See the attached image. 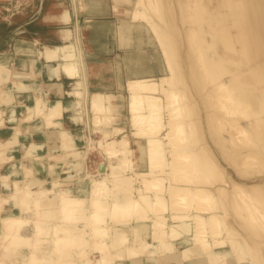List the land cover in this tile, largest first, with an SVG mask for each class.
Wrapping results in <instances>:
<instances>
[{
  "label": "bare ground",
  "instance_id": "6f19581e",
  "mask_svg": "<svg viewBox=\"0 0 264 264\" xmlns=\"http://www.w3.org/2000/svg\"><path fill=\"white\" fill-rule=\"evenodd\" d=\"M37 5L38 0H0V48L21 53L23 43L29 44L47 78L65 79L55 84L69 105L59 98L47 106L38 96L23 109L27 119L41 117L46 126L67 115L81 130L84 146L75 147L74 135L59 129L58 147L74 156L60 173L52 172L47 182L0 175V264L264 260V230L246 231L257 223L264 229V171H257L264 154L259 147L264 146V0H51L47 11L25 21ZM92 9H105L114 19L109 60L87 57L88 50L100 52L96 45L86 47L87 29L94 32L97 25L89 19ZM75 11L84 20H74ZM35 23L39 26L32 28ZM147 42L156 45L153 52L144 47ZM29 64L33 75L39 73L33 59ZM9 73L0 62V86ZM25 76L14 72V87L0 92V104L29 89L20 81ZM233 126L243 131L238 141L231 138L242 142L234 164L254 157L256 169L249 165L254 173L231 171L226 151L215 152L207 142L211 136L223 150L228 136L217 128ZM6 141L11 145L15 137ZM4 146L0 142V160H6ZM93 147L100 148L102 159L90 169L86 158ZM221 192L239 199L235 204L245 215L240 207L230 210L231 202H220ZM211 241L221 246L213 249Z\"/></svg>",
  "mask_w": 264,
  "mask_h": 264
},
{
  "label": "crops",
  "instance_id": "0c3cea01",
  "mask_svg": "<svg viewBox=\"0 0 264 264\" xmlns=\"http://www.w3.org/2000/svg\"><path fill=\"white\" fill-rule=\"evenodd\" d=\"M23 46L24 50L21 53L17 49L15 51L0 48V62L8 66L10 71L8 81L0 86V92L2 93L5 87H14L12 81L16 71L26 74L25 77L20 78V81L29 88L24 92H13L14 94H12L9 103L0 104L2 114L0 116V142L6 145L4 146L6 160H0V175L3 172H8L10 173V180L22 181L35 177L47 182L52 178V172L60 173L66 161L74 160L72 154L64 153L58 147L61 144V139L58 137L59 129H65L69 134L74 135V145L77 148H83L84 139L82 143L79 137L81 130L76 129L74 125L69 123L68 116L65 114L55 119L59 124L54 126H46L41 117L27 119L23 108L25 105L34 104L36 97H41L47 106L59 98L62 99V96L57 92L55 83L62 85L65 79L47 78L44 63L38 58L37 52L29 44L23 43ZM103 51H105L104 48ZM8 52L11 54L9 55ZM31 59L34 61L36 70H39V73L34 75L29 68ZM62 102L69 105L71 100L64 96ZM14 137L16 143L6 144L7 139L11 138L13 140ZM32 146L35 148L33 149ZM86 163L89 167L92 165L90 155L86 158ZM25 170H29V172L26 174ZM1 185L0 179V192L4 191ZM11 210L18 212L16 206H11ZM141 264L178 263L176 261L162 262L154 257L143 258ZM182 264L197 263L196 260H184Z\"/></svg>",
  "mask_w": 264,
  "mask_h": 264
},
{
  "label": "rangeland",
  "instance_id": "374dc122",
  "mask_svg": "<svg viewBox=\"0 0 264 264\" xmlns=\"http://www.w3.org/2000/svg\"><path fill=\"white\" fill-rule=\"evenodd\" d=\"M51 0H38V5H37V7L34 9V10H32L31 11V14H30V16H27L24 20L25 21H27V20H29L30 18H32L33 19V17H32V15H34V16H37V15H39L43 10H45V11H47V9L49 8V7H45V3L46 2H50ZM48 4V3H47ZM91 12V17L89 18V19H92L93 21H94V23L96 24L97 23V25L96 26H94L95 28H94V32L91 30V29H87V33L89 34V36H90V34H91V37H90V39H89V41H90V43H88V45L86 46V47H90V49L93 47V48H95L94 46L96 45V47H99V49H100V53H99V51H94V49L93 50H88V51H91L89 54H87L88 56V58L90 59V58H92V59H94V58H98V59H106V60H109L110 59V56L112 55V53H114V48H112V46L111 45H113V36H112V29H111V23L110 22H112L114 19H113V17L111 16L110 17V14L108 13V11H107V13H106V10L105 9H103V10H100V11H95V10H91L90 11ZM102 13V14H101ZM78 15V16H77ZM89 15V14H88ZM85 16V14H81V13H77L76 14V11L73 13V18H74V20L77 18L80 22L82 21V20H84V17ZM31 19V20H32ZM33 26H32V28H34V27H37V26H39V24H37V23H35V24H32ZM43 26V25H42ZM46 27V26H45ZM6 28H7V26L6 25H3V29H5L4 31H5V33H8V31L6 30ZM174 32V31H173ZM172 38H174V37H172ZM176 39H181L180 38V36L178 35V36H176L175 35V40ZM155 45V44H154ZM108 47V48H107ZM145 48H146V50H149V52H153V49L154 48H156V45L153 47L152 45H150V43H148L147 42V45L146 46H144ZM103 48L105 49V51H103ZM97 49V48H96ZM95 49V50H96ZM94 51V52H93ZM180 53H182L181 52V49H176L175 50V55H174V57H177L178 58V56H179V54ZM183 54H185V53H183ZM147 56H149V54L147 55ZM186 56H187V58H188V56H189V54L187 55V53H186ZM190 59V58H189ZM114 63V62H113ZM114 66V65H113ZM115 68H116V66H115ZM115 71H116V69H115ZM209 87V86H208ZM207 89H209V88H207ZM202 90L204 91L205 90V87H203L202 86ZM210 90H213V87H211L210 88ZM202 100H204V99H202ZM212 102H214V100L212 101ZM216 102H214L213 103V105L216 107V104H215ZM217 103H218V101H217ZM196 108H198V107H196ZM211 109L212 110H214V108L211 106ZM219 110V109H218ZM217 110V111H218ZM221 111H222V109H220ZM194 111H192V116H194V117H196L197 115L195 114V113H193ZM218 113H219V111H218ZM221 114H225V112L223 113V111L221 112ZM189 116V115H188ZM212 117V116H211ZM213 118V119H212ZM212 118H210L209 119V121L210 120H214L215 118H214V116L212 117ZM89 121V120H88ZM226 123H224V125H225ZM87 125H88V127H90V125H89V122L87 123ZM236 125V124H235ZM230 126H232V125H230ZM229 126V127H230ZM228 127V128H229ZM91 128V127H90ZM90 128H87V129H85V132L86 131H89V132H91V131H94L95 129H90ZM226 129L225 127H222V129H219V128H217V130L218 131H220V133H221V135L224 137V135H227L228 136V138H226V143L228 142V145H227V147H223V150H219L218 151V149H221V146H220V144L219 143H217V141H219V139L221 138V137H219V135L215 132H213V135L215 134L217 137H219V138H216L217 139V141H216V143L217 144H215L216 145V147H217V145L218 146H220V147H218V148H216L212 143L214 142V141H212V143H211V136L209 137V139H208V143L212 146V148H213V151H217V152H219V153H221L222 151H226V153L230 156V158L232 159V161H233V163H232V167L233 168H231V166H229V169H231V171H234L235 169H237V170H239L240 171V169H241V171H240V174H244V171L246 170L247 171V173H249L251 170H253L252 168H254V166H255V169H256V164H254V163H257L258 161H259V164L261 163V161H262V163H263V167H260L261 166V164H260V166H258V164H257V171H258V168H261V169H259L260 171H259V173L260 174H262V172L264 171V170H262V169H264V154L263 153H261V154H263V155H261V157H263V159H260L261 157L260 156H258V161L257 162H254V157L253 158H251L250 160H249V158L247 157V159L246 160H241V161H239L240 162V165L238 164V162H237V165H235L234 163L236 162V161H238V159H239V154L237 153H235V151L236 150H241L240 149V146H241V143H239V142H234V143H232L231 142V138L232 139H235V140H239L238 138H242V136H243V131H241V130H237V128L235 127V126H233L232 128H229V129ZM211 129H213V130H215L214 129V127H212V128H210V130ZM212 132V131H211ZM224 133V134H223ZM93 134H95V138H99L100 137V133H96L95 131L93 132ZM214 135V137H216ZM94 136V135H93ZM207 136H208V134H207ZM213 137V138H214ZM206 139V138H205ZM205 139H202V142H203V140H205ZM215 139V138H214ZM215 139V140H216ZM203 145L206 147V145H205V143H203ZM263 144H261V146H259L260 147V149H261V152L263 151V147L264 146H262ZM203 146V147H204ZM200 147H201V145H200ZM203 147H201V148H203ZM97 148L98 147H96V148H91L89 151H88V155H90V163L93 165V164H95L96 162H98V161H100L101 159H102V157L100 156V153L98 152V150L100 149V148H98V150H97ZM227 148V149H226ZM81 149H83V148H80V150ZM93 149V150H92ZM63 151V150H62ZM99 151H101V150H99ZM209 152H210V154H211V152H212V154H213V151L212 150H208ZM90 152V153H89ZM103 152V151H102ZM64 153H65V151H64ZM211 154V155H212ZM87 155V156H88ZM256 157V156H255ZM222 158H220V157H218V160H219V162H222V163H224V161L225 160H221ZM114 160H115V158H114ZM244 161H247V162H244ZM249 161V162H248ZM252 163H253V165H252ZM233 164L236 166V168H234V166H233ZM251 164V165H250ZM243 165V166H242ZM249 165L250 166H252V168L251 167H249ZM245 166H247V167H245ZM94 167V165L91 167L90 166V169H92ZM237 167H239V168H237ZM241 167V168H240ZM244 169V170H243ZM251 169V170H250ZM255 169L253 170V172L252 173H254V171H255ZM239 171H236V172H239ZM246 171H245V174H246ZM258 173V174H259ZM264 173V172H263ZM234 174H236V173H234ZM256 174H257V172H256ZM264 175V174H263ZM240 177H242L241 175H240ZM123 185V187H126V183L124 182V184H122ZM227 191V190H226ZM222 193V192H221ZM226 192H224V193H222V195H221V197H220V199H219V201L220 202H222L223 204H227L228 205V203L227 202H231V205L233 204V206L231 207V206H229V209L231 208L232 209V211H234V209H235V212H239V207H240V211H242L243 209H241L242 207L240 206V205H238V202H237V204H235L236 203V201H235V199L237 200V198H235V199H233V197H234V195H232V193H226ZM223 194L225 195L224 197L225 198H227V197H229V196H231V197H229V198H227V199H224V197H223ZM227 196V197H226ZM223 197V198H222ZM224 200V201H223ZM225 200H227L226 201V203H225ZM237 201H239V199L237 200ZM235 204V205H234ZM241 204V203H240ZM262 207L261 208H263L264 209V204H262L261 205ZM230 209V210H231ZM241 214H244L243 213V211L241 212ZM245 215V214H244ZM223 220L224 219H222V223H223ZM258 224V225H257ZM257 224H251L250 226H248L247 227V232L249 233L250 232V235H255L256 233H257V235L258 234H262L263 232H261L260 231V229L261 230H264V229H262V228H260V226H259V223H257ZM222 225V224H221ZM226 226V225H225ZM256 226H258V227H256ZM223 227H224V224H223ZM227 227V226H226ZM231 228V229H230ZM228 231L229 230H232V231H229V232H233L234 230L232 229V226H230V225H228ZM257 229V230H256ZM246 231H243V232H246ZM256 231V232H255ZM258 231H260V232H258ZM226 232V231H225ZM235 233H236V231H234ZM233 232V233H234ZM228 232H226V234H227ZM232 233V234H233ZM234 233V234H235ZM228 235V234H227ZM230 236H232L231 234H229ZM228 235V236H229ZM233 236H235V235H233ZM236 236H237V234H236ZM264 238V237H263ZM262 239V238H261ZM260 239V240H261ZM234 241V242H233ZM238 241H235V238H233L232 239V243H237ZM200 243H202V242H200V240L198 241H196L195 242V246H199V249H200V247H201V245H200ZM229 243H231V240H230V242ZM211 244L213 245V249H216L217 247H219V246H221V245H217L216 247L214 246V244H213V242L211 241ZM238 244V243H237ZM249 244V243H248ZM247 244V245H248ZM245 246V245H244ZM247 247V246H246ZM245 247V248H246ZM249 247H251V244H249L248 245V247H247V249L249 248ZM240 248H243V246H240ZM245 248L243 249V251L244 252H246L247 251V249H246V251H245ZM250 250H248V252L249 251H251V252H249V253H252L253 252V248L251 249V248H249ZM229 250H231L232 251V249L231 248H229ZM261 252L264 254V246H261ZM201 252H203L202 250H200ZM247 252V253H248ZM247 253H246V259L247 258H251V255L249 256V257H247L248 255H247ZM238 254H239V252H238ZM234 256H236V255H234ZM234 256H230L229 258H233L234 260H239V257H238V259H237V257L236 258H234ZM260 257V256H259ZM258 257V260H261L262 259V256H261V258H259ZM236 262V261H235ZM262 262H264V260H261L260 262H259V264L260 263H262Z\"/></svg>",
  "mask_w": 264,
  "mask_h": 264
}]
</instances>
